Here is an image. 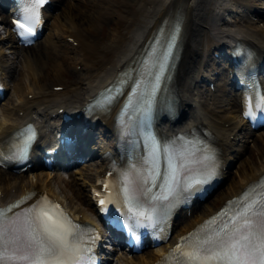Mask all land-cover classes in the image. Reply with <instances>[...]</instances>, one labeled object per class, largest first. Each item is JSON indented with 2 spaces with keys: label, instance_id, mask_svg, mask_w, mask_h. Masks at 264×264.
Wrapping results in <instances>:
<instances>
[{
  "label": "bare ground",
  "instance_id": "1",
  "mask_svg": "<svg viewBox=\"0 0 264 264\" xmlns=\"http://www.w3.org/2000/svg\"><path fill=\"white\" fill-rule=\"evenodd\" d=\"M103 1L105 0H77L65 5L64 0H56L47 24L46 36L42 41L44 52L50 53L49 56L54 62L57 61L53 74L40 75L30 65L32 49L13 52L18 55L17 58L22 56L26 59L30 81L27 84L17 80L14 84L16 99L0 106V145L27 121L38 117L37 121L48 123L59 117L58 111L61 108H81L98 89L114 80L122 68L137 61L147 40L155 34L166 18L174 22L183 17L186 30L184 52L176 85L183 109L188 116L181 125L171 127L165 124L162 129L169 132L190 131L200 127L207 129L225 154L224 165L236 161L234 164L237 172L232 173L225 189H221L211 203L200 205L192 211L190 217H182L176 227L175 238L194 228L226 200L240 194L264 174L263 135L255 139L257 141L263 138L261 148L255 141L253 145L244 148L237 141V133L245 125L240 118L241 110L237 100L226 96V89L222 85H217L215 92L199 85L202 76L209 74L202 68L211 56L212 48L222 47L230 36L252 47L258 61L259 58H264V25L241 17L234 19V24H225L219 12L227 7L229 0H106L104 7H101ZM239 2L248 10L253 8L247 0ZM260 16H264V11ZM99 19L112 21V29L106 33L111 38L102 48L98 46L102 39L98 36L99 26L96 23ZM8 41L14 44L12 34ZM74 42H77L76 46ZM6 53L10 52H5L0 47L2 66L5 71L9 68L15 78L20 71L18 66H8L10 64L5 60ZM97 60L102 61V67L96 66ZM71 62L75 63V72L76 67L81 66L80 73L83 76L79 80L67 82L63 91H55L61 85L63 74L68 73ZM30 94H33V99L29 98ZM114 117L115 111L102 118L104 131L105 128L113 129ZM42 130L47 135L50 134L49 126ZM256 151L260 155L258 159L254 154ZM108 164L109 160H103L94 168L79 167L76 172L83 178L84 184H78L76 178L65 180L58 173L53 174L43 169L30 171L26 175H15L0 168V205L29 191H47L67 204L76 217L93 218L95 208L91 195ZM85 184L89 188L88 196L84 192ZM55 185L66 195L57 192ZM165 249L161 247L146 255L125 258L123 264L152 263L159 259Z\"/></svg>",
  "mask_w": 264,
  "mask_h": 264
},
{
  "label": "snow or ice",
  "instance_id": "2",
  "mask_svg": "<svg viewBox=\"0 0 264 264\" xmlns=\"http://www.w3.org/2000/svg\"><path fill=\"white\" fill-rule=\"evenodd\" d=\"M43 3L44 0H32L33 7L24 9L22 19L15 22L16 27L22 30L21 34H35L33 26L39 23L35 5ZM176 30H179V25ZM154 92L155 87L153 94ZM256 107L264 111L261 105ZM244 115L255 118L251 104ZM33 135L34 133L28 135L24 141V146L20 149L22 154L27 151ZM148 140L151 164L148 178L136 171L125 173L122 190L128 212L133 217L151 220L152 213L157 208L154 205L148 211L142 207L140 196L146 192L141 185L151 182L153 186H157L155 181L162 178L157 169L160 156L163 155L166 162L167 176L163 177L164 182L159 185L160 194L153 195L151 200L158 203L161 212L172 207L173 201L181 192L211 178L213 166L210 162L213 157L207 151L197 155L199 149L192 151L186 147L177 148L174 142L161 144L151 135ZM193 165H199V168H194ZM193 172L197 173L195 179L185 175ZM146 191H151V188ZM49 203L45 201L44 204H38L14 217H9L7 211L0 210V264H84L86 249L81 247L77 226L57 210V205L49 207ZM100 203L103 204L104 201L101 200ZM208 223L214 225L215 220ZM176 252L179 254L176 264H264V200L259 209L254 203L247 204L243 211L234 214L230 225L212 228L206 226L186 238L185 245L178 246Z\"/></svg>",
  "mask_w": 264,
  "mask_h": 264
},
{
  "label": "rangeland",
  "instance_id": "3",
  "mask_svg": "<svg viewBox=\"0 0 264 264\" xmlns=\"http://www.w3.org/2000/svg\"><path fill=\"white\" fill-rule=\"evenodd\" d=\"M65 2H64V4H66V3H70V2H74V1H72V0H64ZM77 0H75V2H76ZM106 1V0H105ZM105 1H103L102 3H101V7L103 6L104 7V4H106V2ZM117 1H120V0H117ZM250 2H251V4L252 5H255V6H260L261 8H264V3L263 2H258L257 0H250ZM67 5V4H66ZM121 9V8H120ZM258 20V19H257ZM257 20H253L252 18H251V21H253V22H258ZM97 23V25L99 26V32H98V36L99 37H101L102 39L99 41V44H98V46L100 47V48H102V46L105 44V43H107L108 41H109V39L111 38V36H106V33H109L110 32V30L112 29V25H111V23H112V21H102V20H100L99 19V21H97L96 22ZM259 24H261V25H264V22L262 21V22H258ZM50 55V53L49 54H47V53H45L44 52V49H42L41 50V48L38 50V53H37V55H36V57L34 58V60H35V64H34V66L36 67V69L38 70V72H39V74L40 75H50V74H53L55 71H56V66H57V61L56 62H54V60L51 58V56H49ZM40 57H42L41 59H40ZM53 60V61H52ZM96 64V66L97 67H102V65H103V63H102V61L101 60H97V62L95 63ZM74 66H75V63L74 64H72V62L70 63V66H69V68H68V73H65V74H63V77H62V82H60L61 84H62V86H65L66 84H67V82H69V81H71V80H74V81H76V80H79L83 75H82V73H80V69H79V67H78V72H75L74 71ZM19 70L21 71V74L20 75H18L17 77H16V81L18 80V79H20L22 82H26L27 84L29 83V79H28V77H27V71H26V67H25V64H23V62H21L20 63V65H19ZM15 79V78H14ZM24 80V81H23ZM15 95H14V84H13V86H12V89H11V91L9 92V94H8V102H13L14 100H15ZM5 105V104H4ZM264 133V132H263ZM262 133V134H263ZM261 134H259V136H260ZM263 136H264V134H263ZM263 139V138H262ZM262 139H258L257 140V142L256 143H258V144H260L259 145V147L261 148V146H262ZM254 144V142H251V144ZM254 154H255V156L257 157L256 159H258V157L260 156V155H258V153H257V151L256 152H254ZM246 156H248L247 154H246ZM246 158V157H245ZM94 162L95 161H92V162H90V164L88 165V166H93L94 165ZM233 171H234V174H235V172H237V169H233ZM232 171V172H233ZM63 177V176H62ZM65 180H69L70 179V177H68L67 175H64V177H63ZM75 178H76V182L78 183V184H84V180L80 177V176H75ZM71 180V179H70ZM56 187V190H57V192H59V193H61L62 195H66V193H64L61 189H59V188H57L58 186L57 185H55ZM227 186V184H225L224 186H223V188L225 189V187ZM84 192H85V194L86 195H88V189H87V186H86V184L84 185ZM215 198V197H214ZM214 198L211 200V201H213L214 200ZM211 201H209L208 203H211ZM120 264V263H119Z\"/></svg>",
  "mask_w": 264,
  "mask_h": 264
}]
</instances>
